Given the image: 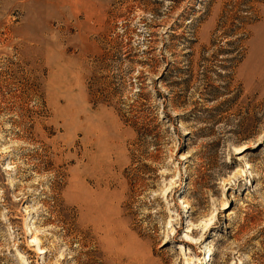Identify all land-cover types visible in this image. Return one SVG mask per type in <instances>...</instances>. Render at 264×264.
Listing matches in <instances>:
<instances>
[{
  "label": "rangeland",
  "instance_id": "1",
  "mask_svg": "<svg viewBox=\"0 0 264 264\" xmlns=\"http://www.w3.org/2000/svg\"><path fill=\"white\" fill-rule=\"evenodd\" d=\"M0 264H264V0H0Z\"/></svg>",
  "mask_w": 264,
  "mask_h": 264
},
{
  "label": "bare ground",
  "instance_id": "2",
  "mask_svg": "<svg viewBox=\"0 0 264 264\" xmlns=\"http://www.w3.org/2000/svg\"><path fill=\"white\" fill-rule=\"evenodd\" d=\"M249 171V166H248V164L247 163H245L244 164V170L243 171H241L242 173H246V172H248ZM182 205H183V207L184 208H186V205H185V203L183 202L182 203ZM186 214H187V211H186ZM41 252H43V249H39ZM207 252V254H208V256H209V260H208V262H210L211 260H212V258H213V256H212V253H211V251L209 250H207L206 251Z\"/></svg>",
  "mask_w": 264,
  "mask_h": 264
},
{
  "label": "built area",
  "instance_id": "3",
  "mask_svg": "<svg viewBox=\"0 0 264 264\" xmlns=\"http://www.w3.org/2000/svg\"><path fill=\"white\" fill-rule=\"evenodd\" d=\"M197 3L202 2V0H196Z\"/></svg>",
  "mask_w": 264,
  "mask_h": 264
}]
</instances>
